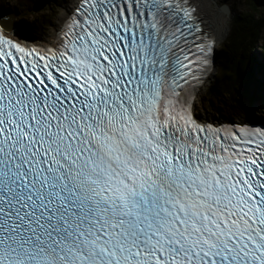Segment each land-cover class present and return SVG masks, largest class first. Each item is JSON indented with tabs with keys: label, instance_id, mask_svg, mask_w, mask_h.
I'll return each mask as SVG.
<instances>
[{
	"label": "snow or ice",
	"instance_id": "1",
	"mask_svg": "<svg viewBox=\"0 0 264 264\" xmlns=\"http://www.w3.org/2000/svg\"><path fill=\"white\" fill-rule=\"evenodd\" d=\"M193 12L74 0L35 47L0 11V264H264V70L242 118H195L214 41Z\"/></svg>",
	"mask_w": 264,
	"mask_h": 264
},
{
	"label": "trees",
	"instance_id": "2",
	"mask_svg": "<svg viewBox=\"0 0 264 264\" xmlns=\"http://www.w3.org/2000/svg\"><path fill=\"white\" fill-rule=\"evenodd\" d=\"M17 25L19 26L18 23ZM24 25L27 27L20 28L19 26L21 31L28 35H35L42 32V28L47 25V22L45 19L42 21L37 19L25 22ZM263 31L264 15L260 13L235 14V20L232 22L228 37L217 50L215 78L205 92L208 107H211L213 100L217 103V106L212 110L218 115L230 120L243 117L244 113L237 103L240 78L246 72L260 73L264 70V39L261 37ZM257 42L261 43L260 52H256L254 57L252 52L250 56L252 49L256 51L258 48ZM209 102L211 103L209 104ZM262 116L253 117L259 120L264 118Z\"/></svg>",
	"mask_w": 264,
	"mask_h": 264
},
{
	"label": "rangeland",
	"instance_id": "3",
	"mask_svg": "<svg viewBox=\"0 0 264 264\" xmlns=\"http://www.w3.org/2000/svg\"><path fill=\"white\" fill-rule=\"evenodd\" d=\"M68 2V0H0V11H6L8 12V10L10 9H16V15H15V19H14V24L17 25V23L19 24L20 28H24L27 27L25 24L28 23L29 21H33V20H46L47 25L42 28V32H40L39 34H35V35H29L31 37H39L43 34H45L49 28V25L53 22L55 15L60 11V9ZM218 5H226L228 7L229 10V24H228V33L226 35V37L224 38V40L221 43L216 44L215 46V56H216V62H217V50L224 44L226 38L228 37L229 31L231 29V25L233 20H235V14H239L241 15V13H251V14H256V13H260L262 15H264V7H256L253 5V3L250 0H216ZM5 5L3 8L2 6ZM38 6H40L38 9H36ZM30 34V33H29ZM261 37L264 39V31L261 33ZM261 43L257 42L258 48L256 49H252V51L250 52V56L252 54V56L256 53V52H260V46ZM254 57V56H253ZM216 62L214 63V75L213 78H211L210 82L208 83V85H210V83L214 80L215 75H216ZM254 73V72H253ZM254 74H259V72H255ZM208 85L206 86V89L208 87ZM206 89L201 93L200 96V103H199V109H201L202 112H204V114L209 115V116H213V117H217L220 118L222 120H225V122L229 121L230 119L224 117V116H220L217 113H215L212 109L213 107L217 106V103L213 100L211 107H208L207 102H206ZM225 103L227 104V100L225 101ZM262 113H264V108H260L257 107L255 111L252 112V116H257V117H261ZM264 117V116H262ZM237 120H231L233 122H235Z\"/></svg>",
	"mask_w": 264,
	"mask_h": 264
},
{
	"label": "bare ground",
	"instance_id": "4",
	"mask_svg": "<svg viewBox=\"0 0 264 264\" xmlns=\"http://www.w3.org/2000/svg\"><path fill=\"white\" fill-rule=\"evenodd\" d=\"M189 2L194 5L196 15L201 18L205 31L207 32L208 38L213 40L214 37L216 36V42L214 44L216 45L218 43H221L228 33V24L230 20L229 15L225 16L224 14L218 13L215 10V6L218 5L216 0H189ZM73 4H74V0H68V2L55 15L53 22L49 25V28L45 34L39 37H31L27 33L19 29L21 35L27 38L26 42L37 44L43 47L47 45L56 44L57 40L59 39L60 30L62 28V22L64 19H66L65 11L71 12ZM200 5L203 6L205 15L208 18L204 19L203 16L201 15ZM16 13H17L16 9H10L7 12L8 16L11 17L12 23L14 22ZM208 21H211L213 25ZM214 57L216 62L215 48L213 46L212 52L210 53V57H209V66L211 67V70L206 73V78L203 79L202 82H200L197 86H195V88H198L199 91L190 93L191 102L194 105L193 114L195 118H198L199 120L206 122L224 123L225 120L204 114V112H202L198 106L200 103L199 101H200L201 93L206 89V86L208 85V83L210 82L211 78H213L214 75V71H215Z\"/></svg>",
	"mask_w": 264,
	"mask_h": 264
},
{
	"label": "water",
	"instance_id": "5",
	"mask_svg": "<svg viewBox=\"0 0 264 264\" xmlns=\"http://www.w3.org/2000/svg\"><path fill=\"white\" fill-rule=\"evenodd\" d=\"M254 6L256 7H264V0H250ZM225 8H227L228 10V7L226 5H223ZM40 6H38L36 9H38ZM228 14H229V10H228ZM258 120V119H257Z\"/></svg>",
	"mask_w": 264,
	"mask_h": 264
},
{
	"label": "flooded vegetation",
	"instance_id": "6",
	"mask_svg": "<svg viewBox=\"0 0 264 264\" xmlns=\"http://www.w3.org/2000/svg\"><path fill=\"white\" fill-rule=\"evenodd\" d=\"M200 11H201V15L203 16L204 19L208 18L205 15L204 8L202 5H200ZM208 22H210L213 25V23L211 21H208ZM213 41H214V43L216 42V36L214 37ZM214 43H213V46L215 48L216 45ZM214 63H215V57H214Z\"/></svg>",
	"mask_w": 264,
	"mask_h": 264
}]
</instances>
